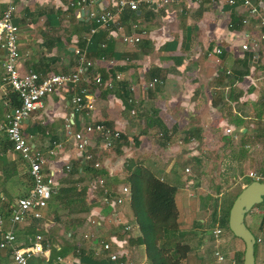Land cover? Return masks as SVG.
<instances>
[{
	"label": "crops",
	"instance_id": "1",
	"mask_svg": "<svg viewBox=\"0 0 264 264\" xmlns=\"http://www.w3.org/2000/svg\"><path fill=\"white\" fill-rule=\"evenodd\" d=\"M68 1L14 0L19 73L67 74L75 68L73 49H83L92 62L90 77L96 74L102 82L111 83V89L92 87L90 77L80 83L87 88L84 100L93 105L90 114L95 122L120 133V139L111 151H104L98 138L91 136L90 145L102 161L100 171L110 176L112 186H117L124 180L120 172L125 158L142 160L156 176L178 187L177 201L194 215L191 226L206 228L205 221L195 219L196 215L210 210L211 219L214 211L217 220L229 205L225 199H216L221 192L210 195L200 187V179L208 172L207 167L219 165L213 172L217 180L230 176L225 175L226 172L232 179L243 177L246 180L245 175L250 170H264V131L258 122L264 117V53L259 54L261 66L255 70L249 63V53L239 48L243 30L257 31L240 26L239 20L245 12L239 5L227 6L225 0H215V8L210 5V0H201L198 5L191 0H174L173 4L160 9L146 6L142 0H133L137 9H123L107 29L89 21L80 10L69 8ZM116 1L93 0V5L101 11L113 8ZM250 2L264 14V0ZM5 3L6 0H0V12ZM90 28L95 30L92 34L88 32ZM138 28L146 32L138 44L121 43V36L136 35ZM214 48L221 49V63L230 71V77L226 78L217 70L213 57L205 56ZM2 59L0 52V79ZM114 74H119L120 79H113ZM153 78L160 83L147 89L146 85ZM129 97L134 101L133 105L127 102ZM5 98L6 91L0 88L2 215L8 213V205L12 202L9 200L20 196L30 186L26 165L10 151L3 132L8 111ZM68 101L66 89L56 90L45 96L40 107L22 123V133L33 150L44 153L52 143L59 144L54 155L46 157L44 165V173L57 183L64 174V165L80 164L71 141L65 137L64 126L68 123L72 130H77L90 120L83 113L74 112ZM132 109L135 110L133 116L129 114ZM233 111L239 112L243 119L235 116ZM224 125L233 126L239 137L235 140L224 137L221 131ZM153 132H170L171 138L163 142L156 134L158 141L154 143L150 135ZM176 138H181L182 143L177 144ZM189 138L193 139V144L187 142ZM244 144H248V149L243 148ZM207 159L208 166L205 165ZM223 164L229 166L223 167ZM236 166L246 167L247 171L238 175V171L233 170ZM185 167L189 174L183 173ZM217 188L214 187L215 191ZM192 201L194 210L190 207ZM108 213L98 204L90 209L92 217L104 218ZM26 221L28 224L24 223ZM24 222L13 227L19 245H25L33 236V220ZM248 222L264 236V207H253L244 217L245 225ZM50 226L51 223L40 224L34 234ZM106 227V235H117L119 229L115 230L116 226ZM179 230L183 235L187 231L180 227ZM206 232L204 229L197 240L188 241L191 244H188L190 251L185 264H192L190 260L195 259L197 264H207V259L199 256L208 242L207 237H203ZM136 235L135 230L132 236ZM226 236L224 233L225 239ZM260 239L262 244L257 246V251L262 258L259 264H264V238ZM86 242L77 246L56 239L50 244L48 253L34 256L29 262L98 264L90 257L94 244ZM129 249L138 261H144L142 247ZM56 257L60 261H56ZM0 264H12L7 251H0Z\"/></svg>",
	"mask_w": 264,
	"mask_h": 264
},
{
	"label": "built area",
	"instance_id": "2",
	"mask_svg": "<svg viewBox=\"0 0 264 264\" xmlns=\"http://www.w3.org/2000/svg\"><path fill=\"white\" fill-rule=\"evenodd\" d=\"M193 4L198 5L201 0H191ZM146 6H152L153 9L167 7L174 3V0H142ZM229 7L239 5L245 15L239 20L242 27H251L257 33L243 30L241 32V42L239 48L242 52L250 55L249 63L253 69H260L261 63L259 54L264 53V14L260 13L250 0H225ZM217 2L210 0V5L214 8ZM68 7L80 10L89 21L94 22L102 28H109L114 22L116 14L127 8L130 11L137 9V3L133 0H117L113 4V8L98 11L94 8L93 0H69ZM182 11H179L181 13ZM16 13L14 0H6L5 7L0 12V52L3 55L1 62L2 76L0 79V88L6 93H14L19 105L11 107L5 101L8 111L5 115L3 132L6 141L10 144V151L18 156L21 162L26 165L27 175L30 186L20 196L16 197L9 205L7 215L0 213V251H7L12 264H30L29 259L34 256H43L48 253L50 243L40 233L30 237L25 245H19L13 227L16 224L24 222L26 219L40 220L43 217V211L47 207V201L50 195L58 186L55 180L44 173V165L46 157L53 156L59 144L52 143V147L44 153L33 150L26 137L22 133V123L29 115L40 107L41 100L55 92L56 90L66 89L69 92L68 105L74 112H81L83 116L90 120L80 129L72 130L67 123L64 126L66 139L71 141L73 149L77 152L81 165H89L93 170L99 171L102 168V161L98 153L94 152L91 147V136H95L101 143L104 151H111L120 139V133L114 128L93 120L90 112L93 105L90 101H85L87 88L80 83L89 80L92 62L87 58L85 51L80 48L73 49L75 57V68L67 74H42L33 71H27L22 74L17 68L18 50L17 35L18 27L14 24L13 18ZM136 28V25L133 26ZM95 30L90 28L88 32L92 34ZM136 35L121 36L120 41L127 46H133L140 42L141 37L146 34L145 30L138 28ZM221 49L214 48L205 53L206 57H213L217 70L224 76L230 77L229 70L223 68L221 59ZM264 72V69H263ZM92 87H105L111 89L110 82H102L99 75L90 77ZM113 79L119 80L120 75L114 74ZM157 78H153L147 85V89H151L154 85L159 84ZM236 84V82H233ZM228 87L225 88L227 90ZM129 104H134L132 98H128ZM231 104V103H229ZM133 116L135 110L129 111ZM233 114L240 119L243 117L239 112L233 111ZM263 126L264 117L258 120ZM224 137L235 140L239 137V132L231 125L221 127ZM170 136L171 133H165ZM164 133H157L158 138H162ZM177 144H181V138H176ZM189 144H193V139L187 140ZM248 144H244L243 148L248 149ZM71 168V164L64 165V172L67 173ZM184 174H189L187 167L183 170ZM110 176L97 174L93 177V181L89 183V190L92 198L97 202L99 207H103L109 213L104 218L88 216V229L81 238L86 243H93V249L90 251V257L98 264H145L138 261L127 244V239L132 236V232L136 230L135 226L121 220L119 213L124 203L129 198L127 185L119 184L112 186ZM245 178L248 182H264V170H250L246 173ZM2 198H0V201ZM106 220V221H105ZM120 226L117 235H106V226ZM225 230L214 223L210 229V238L213 243V257L219 263L224 260L223 253L219 250L225 245ZM255 244H262V240L255 237ZM77 252V250H76ZM60 261L59 257L55 258ZM229 264H240L234 259V253L228 257ZM45 264V263H43Z\"/></svg>",
	"mask_w": 264,
	"mask_h": 264
},
{
	"label": "trees",
	"instance_id": "3",
	"mask_svg": "<svg viewBox=\"0 0 264 264\" xmlns=\"http://www.w3.org/2000/svg\"><path fill=\"white\" fill-rule=\"evenodd\" d=\"M5 99L11 107L19 105L14 93L7 92ZM170 138L171 136L168 137L164 133L162 141L167 142ZM122 169L126 174L123 183L128 187L129 198L119 215L122 221L131 223L137 231L136 236L127 239L128 246L143 248L145 264H185L190 247L179 240L183 233L179 231L181 210L177 201L178 187L156 176L142 160L127 158L123 161ZM97 174L105 173L93 170L89 165L71 166L70 170L62 175L47 201L46 214L56 219V224L61 223V228L68 238L80 234L78 231L83 227L84 232L88 229L90 209L97 206L88 185ZM233 200L234 198L217 220L215 212L212 213V223H217L229 234L226 222ZM61 216L64 218L63 222L59 221ZM40 220H33L32 230H36V222ZM118 227L120 226H116L115 230L119 229ZM38 233L51 242L46 229H41ZM241 252H234V259L238 263H241Z\"/></svg>",
	"mask_w": 264,
	"mask_h": 264
},
{
	"label": "rangeland",
	"instance_id": "4",
	"mask_svg": "<svg viewBox=\"0 0 264 264\" xmlns=\"http://www.w3.org/2000/svg\"><path fill=\"white\" fill-rule=\"evenodd\" d=\"M156 132L151 133V137L153 138V142H157V138H156ZM160 139V138H159ZM127 159V158H125ZM210 159V158H209ZM208 159L206 160V166L209 165ZM223 167H228L229 165L227 164H223ZM222 166V165H221ZM215 168H218L219 165H215ZM214 167L212 166V168H210V166L207 167L208 172H204L202 178L200 179V183H201V188L203 191H207L208 194L210 195H218V191L221 192V194L219 195V197H217L216 199H225V203L228 205L230 203V201L232 200V198H235L234 196H236V194L239 193V191L243 188L242 186L246 185V181L245 179H243V177H241V179H232L231 174H228L227 172L225 173V175H230V176H223V178H221V180H217L216 176L213 175V172L215 171ZM234 171H238V175H242L243 172H246L247 169L245 167V169H241L239 166H236L234 169ZM227 171V170H226ZM257 171H262V170H257ZM121 176L125 178V172L122 169V172H120ZM233 175V174H232ZM81 176V175H79ZM118 183L124 184L123 180L119 181ZM218 186L217 191H215L214 187ZM212 198V196H210ZM12 198V197H11ZM16 198L13 197L11 200H9V202L13 201ZM94 200V199H93ZM178 207L180 208L181 212H180V224L179 227L182 228L183 230H187L186 233L180 237V241H183L187 244H191L188 241L190 240H197L198 235L204 231V229L207 231L206 235H204L203 237L206 238L207 237V245H204V248L202 249L203 251L200 252L199 256L203 257V259H207V264H229V260L228 257H230V255H232L234 252L236 251H242L243 249V245L242 243L238 240L233 238L228 232L225 231V233L227 234V238L225 239V245H223L222 247L219 248V250L223 253V257L224 260L222 262H217L215 260V258L213 257V243L210 239V229L213 226L212 223V219H211V211L209 210L201 212L199 215H196L195 219H202L203 221H205V227L203 228L202 226L199 227H193L191 226L192 221L194 220V215L191 214L192 211H188L186 209H184L183 207H181V204L178 202ZM190 207L193 208L194 210V202L192 201V203L190 204ZM258 208L260 209V207H264V201L259 204L254 206V208ZM210 212V215H209ZM47 210L44 211L43 213V217L39 222H36L37 224V228L39 229V225L41 224V226L46 224H52V226L50 227H46V231L49 234V237L51 238V242H49L50 244L54 241H56V239H61L62 241L68 242L70 244H74V245H82L83 243V239L81 238V235L84 233V227L82 229H80L78 232H80V234L78 233L75 234L74 236L72 235L71 238H68V236L66 235V233L62 230L61 228V223H57L56 224V219H52V216L49 214H46ZM63 217L61 216L59 221L63 222ZM257 220V219H256ZM49 221V223H48ZM29 221H26L24 223L28 224ZM23 224V223H22ZM21 224V225H22ZM29 226V225H28ZM247 228L250 230V232L254 235V237H260V238H264V236H261V234L259 232H257L254 228L253 225L250 226L249 222L246 223ZM181 230V229H180ZM179 230V231H180ZM32 232V231H31ZM180 233H182L180 231ZM260 234V235H259ZM33 235H34V230H33ZM44 238H46L44 236ZM47 239V238H46ZM257 244L254 245V264H259L260 259L262 258V256H259V251H257ZM260 258H259V257ZM192 262V264H197V260L195 259L190 260V263ZM189 263V262H188Z\"/></svg>",
	"mask_w": 264,
	"mask_h": 264
},
{
	"label": "water",
	"instance_id": "5",
	"mask_svg": "<svg viewBox=\"0 0 264 264\" xmlns=\"http://www.w3.org/2000/svg\"><path fill=\"white\" fill-rule=\"evenodd\" d=\"M263 201L264 182H248L235 196L228 210L227 229L243 245L240 264H254L255 237L245 225L244 217Z\"/></svg>",
	"mask_w": 264,
	"mask_h": 264
}]
</instances>
